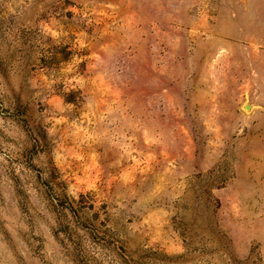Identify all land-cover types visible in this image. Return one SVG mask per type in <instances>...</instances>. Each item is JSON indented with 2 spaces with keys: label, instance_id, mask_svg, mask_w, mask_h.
Segmentation results:
<instances>
[{
  "label": "rangeland",
  "instance_id": "rangeland-1",
  "mask_svg": "<svg viewBox=\"0 0 264 264\" xmlns=\"http://www.w3.org/2000/svg\"><path fill=\"white\" fill-rule=\"evenodd\" d=\"M0 264H264V0H0Z\"/></svg>",
  "mask_w": 264,
  "mask_h": 264
}]
</instances>
